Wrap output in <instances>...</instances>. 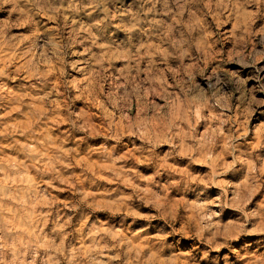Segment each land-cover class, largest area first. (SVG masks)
Instances as JSON below:
<instances>
[{"label": "rangeland", "instance_id": "374dc122", "mask_svg": "<svg viewBox=\"0 0 264 264\" xmlns=\"http://www.w3.org/2000/svg\"><path fill=\"white\" fill-rule=\"evenodd\" d=\"M0 264H264V0H0Z\"/></svg>", "mask_w": 264, "mask_h": 264}]
</instances>
